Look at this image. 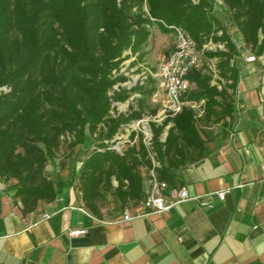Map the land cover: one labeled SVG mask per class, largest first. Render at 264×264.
Listing matches in <instances>:
<instances>
[{
  "label": "trees",
  "instance_id": "1",
  "mask_svg": "<svg viewBox=\"0 0 264 264\" xmlns=\"http://www.w3.org/2000/svg\"><path fill=\"white\" fill-rule=\"evenodd\" d=\"M222 2L244 48L263 56L264 0ZM214 11L210 0H0V181L14 183L24 214L70 188L50 178L47 167L64 144L72 155L89 141L95 150L74 169L83 207L104 219L101 204L109 196L116 204L112 217L143 201L154 168L143 134L132 132L122 153L110 142L123 125L160 113L151 103L156 72L132 90L121 87L129 80L121 69L133 57L129 66L144 60L154 28L183 30L206 61H216V73L200 60L188 75L193 86L184 100L203 103L201 115L186 106L151 123L158 179L182 187L177 171L203 160L211 129L237 113L242 51ZM210 43L223 48L205 49ZM135 94L127 114L113 117V104Z\"/></svg>",
  "mask_w": 264,
  "mask_h": 264
},
{
  "label": "crops",
  "instance_id": "2",
  "mask_svg": "<svg viewBox=\"0 0 264 264\" xmlns=\"http://www.w3.org/2000/svg\"><path fill=\"white\" fill-rule=\"evenodd\" d=\"M259 61L242 68L261 74ZM242 91L240 80L237 113L211 129L206 157L177 171L193 199L169 212L98 219L66 189L24 214L14 183L0 181V264H264V104L261 88L249 100Z\"/></svg>",
  "mask_w": 264,
  "mask_h": 264
},
{
  "label": "built area",
  "instance_id": "3",
  "mask_svg": "<svg viewBox=\"0 0 264 264\" xmlns=\"http://www.w3.org/2000/svg\"><path fill=\"white\" fill-rule=\"evenodd\" d=\"M194 2L196 3V1ZM220 3L223 4L222 0H220ZM175 36L176 41L173 52L162 59L158 71L153 75L157 82V90L152 95L151 103L155 106H160V113L156 117L146 116L139 121L123 125V133L116 135L110 142L114 150L122 153L125 145L131 143L129 136L132 132L136 133L137 136L139 133L143 134V143L149 152L154 167L146 181L144 199L141 201L142 210L139 209L136 214L133 215L130 210L125 209L123 211L125 221H130L147 214H163L171 211L174 207L193 199L187 188L182 187L179 189H172L167 182L158 179L155 167L159 164L155 161L154 154L150 150L153 137L151 123H161L166 117H174L181 113L186 106H191L200 111L201 105L203 104L187 102L184 100L185 96L190 92L193 86L192 82L188 79V75L192 70L199 66L201 53L198 51L195 41L183 30L176 28ZM213 46H215V50L217 48H223L221 45L217 46L212 43L206 45L204 48L207 50H213ZM239 47L241 48L242 46L239 44ZM242 57L243 61L247 64H254L258 59L261 60L264 56L257 57L253 54L251 56L242 55ZM121 73H124L125 76L129 77V80L121 85L122 88L127 90H132L138 83L142 85L147 79V77H144L145 80L144 78L137 77L135 80L133 76H128L129 74L124 71V68L121 69ZM215 78H218L216 74ZM131 81H134V83L132 84ZM214 84L216 83L214 82ZM115 88L118 90V86ZM219 88L221 89L220 86ZM138 97L139 94H135L125 103L115 102L113 104L115 111H111L112 116L117 117L120 114H127L130 104H132L134 99ZM237 100H240L238 93ZM261 100L264 104V75L261 79ZM121 108L123 109L121 110ZM236 108H238V104H236ZM201 114L202 111H200V115ZM228 193L229 190H224L218 192L217 195L218 198L224 202ZM81 210L84 211L83 209ZM50 218V214H45L43 216L44 221ZM86 234V230H72L69 232L71 237L83 236Z\"/></svg>",
  "mask_w": 264,
  "mask_h": 264
},
{
  "label": "rangeland",
  "instance_id": "4",
  "mask_svg": "<svg viewBox=\"0 0 264 264\" xmlns=\"http://www.w3.org/2000/svg\"><path fill=\"white\" fill-rule=\"evenodd\" d=\"M210 1H212L214 4L215 16L240 43L241 38L237 32V28L234 26L231 20L230 13L222 8L223 6L222 3H220V0ZM175 41L176 36L174 33L163 34L159 29L154 28L152 31V37L145 48L144 60L139 62V65L137 66H129L131 62L136 60V57H133V59L125 63L124 71L129 74L128 76H133L135 80L137 77H147L150 72H157L162 59L173 52L175 48ZM212 49L215 50V46H213ZM242 51L245 56H251L254 54L250 49L247 50L244 47ZM200 60L209 72L216 73V61H206L205 57L202 55ZM259 62H264V60ZM241 69V85L243 89L241 95L244 100H249L253 91L260 90L261 78L264 73H261V75L259 72H254L249 66L242 68L241 65ZM131 83L133 84L134 81H131ZM122 109L123 108H121V110ZM91 142L92 141H89L87 145L83 147H78L72 155H69L67 145L64 144L58 155V158L55 161L49 163L47 167V175L52 179L61 178L62 180L69 182L71 186L68 189L74 191L75 194H79L76 188L77 181L75 179L74 169L79 168L81 162L95 150L97 145ZM62 162L64 167L60 165ZM101 207L106 218H111L116 212V204L114 203L112 196H109L108 199L101 204Z\"/></svg>",
  "mask_w": 264,
  "mask_h": 264
}]
</instances>
